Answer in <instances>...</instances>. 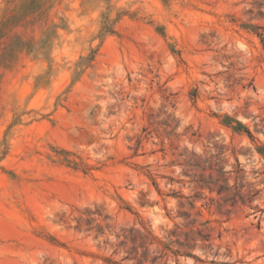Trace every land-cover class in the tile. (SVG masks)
<instances>
[{"label": "rangeland", "instance_id": "374dc122", "mask_svg": "<svg viewBox=\"0 0 264 264\" xmlns=\"http://www.w3.org/2000/svg\"><path fill=\"white\" fill-rule=\"evenodd\" d=\"M251 26L264 0H0V264H133L126 232L168 244L190 221L211 239L169 264H264ZM193 153L239 162L259 195L231 207L197 188Z\"/></svg>", "mask_w": 264, "mask_h": 264}, {"label": "trees", "instance_id": "16d2710c", "mask_svg": "<svg viewBox=\"0 0 264 264\" xmlns=\"http://www.w3.org/2000/svg\"><path fill=\"white\" fill-rule=\"evenodd\" d=\"M258 15L263 16V12L259 11ZM251 28L264 43V27L251 26ZM225 125L238 134H247L250 138H253L249 129L237 120L228 118ZM258 153L264 158V148L259 149ZM185 164L189 168L188 173H192V183L199 189H208L210 192H215L221 197L220 200L224 205L231 207L237 205L245 206L252 204L259 195V191L246 186L244 178L240 175L242 170L239 169V162L238 167L235 169L226 170L218 155L206 158L193 153ZM182 197L184 198V196ZM198 197L199 195H196L195 199H198ZM189 205L191 209L196 208L194 202L189 203ZM179 217L190 220L192 215L189 212L183 211L179 213ZM195 224L196 221H190L184 226V229L193 227L191 231L177 226L176 230L171 233V236L176 238V240L168 244L158 240L151 233H143L131 229L126 232L124 240L120 243V247L128 249L126 251L127 255L123 260L132 262L133 264H162L161 260H164L163 264H169V255L171 254L173 257H191L200 261L191 251L195 250L199 246V243L209 241L211 234L206 233L204 230L194 229ZM156 245L161 250L156 249ZM173 245L177 246V250H173ZM158 254L159 256H157ZM108 261L111 262L110 260Z\"/></svg>", "mask_w": 264, "mask_h": 264}]
</instances>
